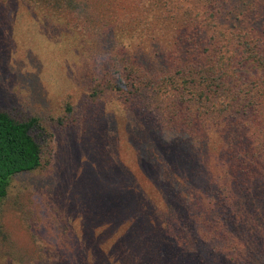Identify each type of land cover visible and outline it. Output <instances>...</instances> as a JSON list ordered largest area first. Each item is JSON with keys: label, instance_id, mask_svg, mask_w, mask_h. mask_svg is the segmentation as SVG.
<instances>
[{"label": "trees", "instance_id": "obj_1", "mask_svg": "<svg viewBox=\"0 0 264 264\" xmlns=\"http://www.w3.org/2000/svg\"><path fill=\"white\" fill-rule=\"evenodd\" d=\"M30 17L79 54L80 80L47 118L0 80V257L264 264V0H0L3 30ZM67 127L103 139L97 182L72 205L14 190Z\"/></svg>", "mask_w": 264, "mask_h": 264}, {"label": "rangeland", "instance_id": "obj_2", "mask_svg": "<svg viewBox=\"0 0 264 264\" xmlns=\"http://www.w3.org/2000/svg\"><path fill=\"white\" fill-rule=\"evenodd\" d=\"M58 31L33 17L8 32L0 28V80H10L3 89L13 91L32 110L42 108L41 114L46 118L58 108L68 86L80 80L79 54L60 42ZM122 121L121 118L112 119L109 127L120 134L135 128L131 122L126 125ZM83 130L67 127L53 133L45 147L48 157L45 167L17 177L13 189L27 186L34 193L41 192L42 196L51 198V190L59 188L58 192L66 201L71 200L72 205L75 202L72 189L76 192V189L84 188L86 191L88 184H95L99 179L104 153L102 137V142L96 136L91 141ZM130 141L127 137V143H132L131 138ZM141 148L144 149V145ZM37 197L32 198L41 204V197ZM34 219L41 229L43 242L51 248L56 246L58 222L41 220L38 215ZM21 238L28 240L25 236ZM0 264L15 263L0 257Z\"/></svg>", "mask_w": 264, "mask_h": 264}]
</instances>
